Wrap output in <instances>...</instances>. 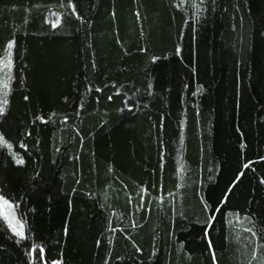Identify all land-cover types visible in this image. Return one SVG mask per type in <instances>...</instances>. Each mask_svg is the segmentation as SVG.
Here are the masks:
<instances>
[{"label": "trees", "instance_id": "obj_1", "mask_svg": "<svg viewBox=\"0 0 264 264\" xmlns=\"http://www.w3.org/2000/svg\"><path fill=\"white\" fill-rule=\"evenodd\" d=\"M9 59L0 264H264V0H0Z\"/></svg>", "mask_w": 264, "mask_h": 264}, {"label": "snow or ice", "instance_id": "obj_2", "mask_svg": "<svg viewBox=\"0 0 264 264\" xmlns=\"http://www.w3.org/2000/svg\"><path fill=\"white\" fill-rule=\"evenodd\" d=\"M69 6H71L69 4ZM56 25L53 24V27H55ZM13 47V42L12 41H9L8 44H7V48L9 50V57L11 56V49ZM11 59L8 60L7 64L5 65L9 70L11 69ZM4 87H7V85H5ZM7 96V93H5V97ZM25 99L27 100L28 97H25ZM8 103V100L7 98H5L2 102V104H0V114H3L4 112V107L3 105H6ZM4 139L3 136H0V141H2ZM17 164H22L23 161L22 160H17L16 161ZM245 167H247V165H245ZM262 183H264V181H262ZM0 202L3 203V205L7 206L8 208H13L14 206L12 204L9 203V201L7 199H5L3 196H0ZM4 220L7 221V227L9 230H11V232L15 235V236H18L20 237L21 239L24 238V232H23V224L20 223L19 221L16 220V217H15V214L13 213L11 215V217H9V215L5 214L4 215ZM44 251V249L41 247L39 249V252L42 254Z\"/></svg>", "mask_w": 264, "mask_h": 264}, {"label": "rangeland", "instance_id": "obj_3", "mask_svg": "<svg viewBox=\"0 0 264 264\" xmlns=\"http://www.w3.org/2000/svg\"><path fill=\"white\" fill-rule=\"evenodd\" d=\"M8 60H4L3 62H0V89H3L4 84V77L7 67L5 66L7 64ZM11 204V203H10ZM15 214L14 208H8L7 206L3 205L2 202H0V217L4 220V215L7 214L9 217H11L12 214ZM16 217V215H15ZM16 220L22 223L17 217ZM5 221V220H4ZM7 224V221H5ZM11 231V230H10ZM12 233V232H11ZM13 234V233H12ZM14 235V234H13ZM15 236V235H14ZM18 237V236H16Z\"/></svg>", "mask_w": 264, "mask_h": 264}]
</instances>
